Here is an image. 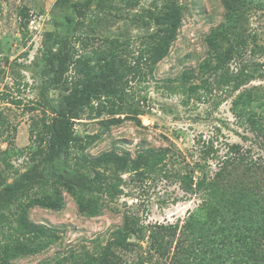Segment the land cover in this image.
Returning <instances> with one entry per match:
<instances>
[{"label": "trees", "instance_id": "1", "mask_svg": "<svg viewBox=\"0 0 264 264\" xmlns=\"http://www.w3.org/2000/svg\"><path fill=\"white\" fill-rule=\"evenodd\" d=\"M93 1L98 11L88 16ZM118 1L128 8L141 2L57 1V7L70 2L78 19L74 24L75 16L67 15L68 27L45 33L42 95L33 104L42 117L31 129L29 144H9L0 151L4 165L0 171V264H12L16 256L39 253L57 242L58 229L32 221L30 210L36 206L61 209L65 190L74 196L80 211L96 214L105 197L114 199L123 192L124 173L133 180L170 177L167 167L174 153L169 147L142 149L135 156L112 149L91 157L86 148L95 135L75 130V122L84 116L108 128L121 122L117 114L142 113L135 87L153 77L183 22V5L162 0L158 10L148 8L131 17L144 29L136 47L133 38L125 35L127 29L97 38L95 31L120 14ZM223 4V21L206 37L209 55L199 65L200 83L192 82L197 75L188 69L181 86L194 94L201 88L212 92L214 86L231 95L237 92L231 110L264 149V87H245L257 77L247 55L264 53V43L250 29V17L264 12V0H223ZM20 16L25 35L31 18L28 7L20 9ZM83 25L90 27L85 38L77 32ZM90 38L101 42L95 44ZM80 41L82 53L76 47ZM233 62L237 63L234 68ZM51 88L58 91L57 98L49 96ZM7 100L23 103L19 97ZM106 113L111 116L102 118ZM8 131L0 110V140ZM13 156H27L29 167L24 171L14 167ZM205 164H196L200 171L196 178L193 170L173 174L183 190L201 197L183 220L145 225L138 216L126 215L105 245L71 264H264V156L254 158L251 147L233 143L214 173ZM10 174H15L12 181Z\"/></svg>", "mask_w": 264, "mask_h": 264}, {"label": "rangeland", "instance_id": "2", "mask_svg": "<svg viewBox=\"0 0 264 264\" xmlns=\"http://www.w3.org/2000/svg\"><path fill=\"white\" fill-rule=\"evenodd\" d=\"M58 0H0V110L9 125L8 136L0 140V151L9 144L25 147L29 144L32 128H36L42 117L33 104L41 94L44 80L42 52L46 45L47 31L69 26L66 16L78 17L70 2L56 6ZM85 2L86 0H81ZM184 7L182 25L177 38L166 55L156 66L153 77L135 87V97L140 99L142 113L117 114L119 123L103 128L98 119L87 116L75 122L80 135H95L87 144L86 152L94 157L108 150L119 153L130 152L135 156L142 149L169 147L174 156L169 162L170 177L151 175L143 180L132 179L123 174V192L114 199L105 197L102 208L96 214L80 211L72 194L64 191L65 204L54 210L36 206L30 210L32 221L58 229V240L45 250L29 255H19L12 264H71L86 252H94L105 245L112 233L124 223L126 215L138 216L141 223H175L183 220L189 211L201 202L199 194L183 190L175 172L193 170L195 178L200 175L196 164L206 163L212 173L219 167L220 158L226 155L229 145L240 143L251 147L254 158L264 156L254 134L242 126L231 107L234 96L223 88L209 92L201 88L198 94L186 90L182 85V74L191 69L195 76L192 82L200 83L199 65L208 58L206 37L223 21V0H175ZM162 0H141L134 8L118 1L120 14L109 18L96 30V37L117 34L123 31L133 38L135 47L140 43L139 35L144 29L132 23L131 17L148 8L158 10ZM97 2L91 3L87 15H95ZM26 6L31 14L28 30H21L20 9ZM57 28V29H58ZM89 26L79 28L78 35H87ZM250 29L256 31L259 42L264 43V12L258 11L250 17ZM99 44L101 39L94 40ZM81 41L76 43L83 52ZM250 66L257 77L245 87H264V53L249 54ZM237 63H232V68ZM73 74V71L70 72ZM188 86L189 84L186 83ZM50 97H58V91L49 90ZM8 97H19L21 105L8 101ZM103 114L102 118L110 117ZM14 167L24 171L29 167L27 156H13ZM4 165L0 161V171ZM15 174L8 176L12 181ZM147 239L144 241L146 245ZM73 255H78L74 258ZM79 261V260H78ZM78 264V263H77ZM130 264V263H129Z\"/></svg>", "mask_w": 264, "mask_h": 264}]
</instances>
